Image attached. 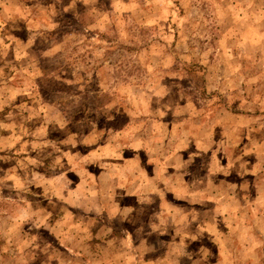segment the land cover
<instances>
[{"label": "rangeland", "instance_id": "rangeland-1", "mask_svg": "<svg viewBox=\"0 0 264 264\" xmlns=\"http://www.w3.org/2000/svg\"><path fill=\"white\" fill-rule=\"evenodd\" d=\"M175 117L197 129L190 178L213 150L219 176L264 187V0H0V264H163L155 193L100 173L97 149ZM259 239L181 245L194 264H264Z\"/></svg>", "mask_w": 264, "mask_h": 264}, {"label": "crops", "instance_id": "crops-1", "mask_svg": "<svg viewBox=\"0 0 264 264\" xmlns=\"http://www.w3.org/2000/svg\"><path fill=\"white\" fill-rule=\"evenodd\" d=\"M185 120L175 117L176 124L172 121L168 126L163 124L170 127V131H160L155 126V130L131 141L130 136L133 134H122L124 140L129 138L128 143L122 145L120 149L116 148L115 152H109V158L107 153H104L106 155L102 153V148L97 149V154L101 158L97 167L104 168L100 173L105 170L114 172H122V169L125 172L126 170L128 174L133 175L130 188L131 186L141 188L140 198L143 197L145 185L152 188L158 204L156 213L160 214L156 223L157 234L162 238H170L169 242H172L171 251L166 248L167 252L165 253V247H162L161 252H158L164 258L163 264H182V262L194 264L196 260L189 254H184L187 251L190 253L189 248L181 244L189 246L192 242L190 240L195 238L201 240L205 237L213 242L216 252L221 256L229 253V250L235 245L233 244L235 240V243L245 240L243 242H246L254 252L255 249L260 251L257 245L260 242L259 237L264 238V187L257 182L250 186L244 182H231L224 175L219 176L220 173H227V165L224 166L222 162V158L226 154L218 157L214 155L213 150L209 157L210 166H206V171L199 173L204 175L201 178H190L188 175L191 170L187 169L183 159L188 160L184 152L194 140V132L197 129L193 128L192 117H187ZM198 121L203 122L202 125L204 123L206 125L208 122ZM108 138L112 141L115 140L113 135ZM200 144L202 145V143ZM108 148L110 149V146ZM140 150L144 151L148 157H158L154 160L153 165L140 168L134 165ZM191 154L195 155L194 150L190 151ZM104 156L108 158L109 165L102 164L105 162ZM129 156L135 158H129ZM114 158L123 159L114 161ZM214 158L221 159V166L213 165ZM109 174L115 175V173ZM134 189L135 187H132V190ZM137 192L138 190L129 193L132 196L136 195L137 198ZM149 199H142L141 205L132 207L142 208ZM199 209L204 215L203 219L201 216L197 217ZM165 223L170 226H165ZM199 225L203 227V230L198 232L201 229L197 228ZM146 234H144V238H146ZM125 238L129 240L128 235H125ZM147 246L150 249L148 243ZM256 264H259L258 261Z\"/></svg>", "mask_w": 264, "mask_h": 264}]
</instances>
